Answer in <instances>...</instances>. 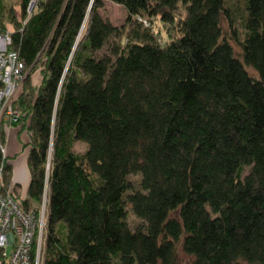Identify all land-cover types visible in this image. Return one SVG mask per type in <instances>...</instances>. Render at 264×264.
<instances>
[{
    "label": "trees",
    "instance_id": "16d2710c",
    "mask_svg": "<svg viewBox=\"0 0 264 264\" xmlns=\"http://www.w3.org/2000/svg\"><path fill=\"white\" fill-rule=\"evenodd\" d=\"M28 2L16 19L0 0V31L30 68L14 104L44 264H264V0H243L238 55L227 0Z\"/></svg>",
    "mask_w": 264,
    "mask_h": 264
},
{
    "label": "built area",
    "instance_id": "2783aa9c",
    "mask_svg": "<svg viewBox=\"0 0 264 264\" xmlns=\"http://www.w3.org/2000/svg\"><path fill=\"white\" fill-rule=\"evenodd\" d=\"M38 0H29L26 15L30 16ZM11 32L0 31V127L1 123L15 124L20 114L14 110L15 97L27 72L17 52L9 49ZM0 264H44L46 228L48 220V195L45 191L38 207L27 211L15 198L9 181L5 184V151L0 141Z\"/></svg>",
    "mask_w": 264,
    "mask_h": 264
},
{
    "label": "rangeland",
    "instance_id": "374dc122",
    "mask_svg": "<svg viewBox=\"0 0 264 264\" xmlns=\"http://www.w3.org/2000/svg\"><path fill=\"white\" fill-rule=\"evenodd\" d=\"M5 1L7 4V9L12 11V14L14 15V17H16V19L21 18L20 17L21 16V11H20L21 6L20 5H21L22 0H5ZM227 9H228L227 14L222 15V19H221L223 35L225 37H228V38L231 37L232 38V39H230V43L233 46V50H234L235 54L238 55L240 50H239L237 42L235 40H233V37H234L233 31L235 33H238L239 36L242 35L241 23H242V19L245 16V9H244L243 0H227ZM100 13L105 19L109 20L113 25H117V26L122 25L125 21V18H126V12H125L124 8L118 4L111 2V1H105L104 2V6L101 8ZM8 22H9V16L7 14L4 18V23H8ZM26 69H27L26 70V72H27L26 78H27L30 68H26ZM39 70L40 69L37 66L34 73L30 77V82H32L33 84H38L40 81ZM247 71L252 77H256V73L251 68L247 67ZM23 83L19 89V92L24 91ZM18 93H17V95H18ZM17 95L15 98H17ZM13 106H14V110L19 112V114H20V111L17 109L16 105L14 104ZM20 119H21V114L19 117V122L15 123V124H9L8 122L1 123L0 141H1V145H2V148L4 151H5V144H4V141H2V139H1L2 137H4L3 132H2V128L4 125H6L7 127L13 126V127L20 128V124H21ZM24 132L27 136V140L29 141L30 135L28 134L27 131L24 130ZM7 140L9 141V139H6V141ZM86 147H87V145L85 143L79 142V143H76L74 145V151L82 154L85 152ZM27 153H28V148H23L21 146L19 148V152L17 153L16 160L14 161V168L18 170V173L21 175V178H22L23 174H24V176H26L25 173L28 176ZM131 178L134 180L138 179L137 176H132ZM8 180L9 179L6 178V180L4 181L5 184H7L10 181V180L9 181ZM25 184H26V177L24 179H22V182H21L22 191L19 192V190L15 189V198H16V200L19 201L22 208L27 211L28 208L27 209L24 208L23 204H22V201L24 200L23 198H26V196H27V192L24 191L26 188ZM37 205L34 203L31 204V206H35V207ZM126 219H127V223L131 227H136L137 225L140 224V220L137 219V217L130 211L129 208L127 209V218ZM47 231H48V220H47V228H46V237H47ZM177 252H178L179 259L182 262L188 261V256H186L183 253L181 247H178Z\"/></svg>",
    "mask_w": 264,
    "mask_h": 264
},
{
    "label": "crops",
    "instance_id": "0c3cea01",
    "mask_svg": "<svg viewBox=\"0 0 264 264\" xmlns=\"http://www.w3.org/2000/svg\"><path fill=\"white\" fill-rule=\"evenodd\" d=\"M2 132L4 135V144H5V161L8 165L11 166V177L10 182L12 183V186L14 187V190H19V192L22 191V179L26 177V188L24 191L27 192L29 180H30V173L28 168V176L25 173L26 176H22L18 173V170L14 168V161L16 160L17 153L19 152V148L23 145H25L28 140L27 136L24 131H21L18 127H7L6 125L3 126ZM6 139H9V141ZM28 156V153H27ZM28 166V163H27ZM27 197V196H26ZM22 198V197H21ZM24 199V198H23Z\"/></svg>",
    "mask_w": 264,
    "mask_h": 264
}]
</instances>
